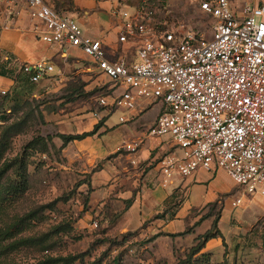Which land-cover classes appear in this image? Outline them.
<instances>
[{
	"label": "rangeland",
	"instance_id": "rangeland-1",
	"mask_svg": "<svg viewBox=\"0 0 264 264\" xmlns=\"http://www.w3.org/2000/svg\"><path fill=\"white\" fill-rule=\"evenodd\" d=\"M148 1L155 11L154 23L159 29L175 34L193 32L206 39L211 37L213 21L189 0ZM47 2L64 15L70 16L74 12L71 0ZM140 2L142 0H123L132 7ZM5 7L0 3V31L11 17ZM11 57L8 49L0 46V72H4L10 81L9 87L0 85V134L5 127L21 119L25 123L8 141L0 167L22 157L26 186L22 193L0 202V230H9L30 213L35 217L22 231L0 242V251L5 250L0 264H37L44 260H55L50 264H64V259L81 254H84L83 260L78 259L72 264H178L189 256L190 249L196 244L195 236L209 229L215 216H221L222 211L218 228L226 236L224 244L213 249L208 259L192 258V262L264 264V196L258 192L246 194V207L233 208L231 202L239 197L242 187L226 176H219L224 186L223 195L200 211L203 216L210 215V220L175 222L169 228L171 235L182 232L183 235L149 232L147 223L138 229H124L122 213L128 200L123 196L131 188L128 166L131 168L134 164L119 148L134 129L138 137L133 139H142V133L146 134L154 125L160 106L143 111L133 122L123 125L118 124L119 114L115 112L104 117V125L89 137L91 145L79 149V143L71 142L62 148L63 140L58 138L59 134L90 132L100 121L92 115L93 112L104 115L96 98L108 93L110 83L97 73L84 71L88 67L85 63L80 64L84 68V72H80L74 66L75 60L66 63L58 58L52 62L57 76L31 85L19 73L20 64H11ZM56 78L59 80L55 81ZM162 145L165 151L157 159L148 164L156 154L153 151L144 163L135 161L134 166L143 164L151 169L163 156L175 151L167 138H163ZM13 170L11 167L3 177L0 198H3L8 182L15 179ZM133 191L135 193L136 189ZM68 196L67 201H59L52 208L40 209ZM179 197L176 193L175 200L169 202L171 208H177ZM42 236L45 241L41 246L19 245L21 241Z\"/></svg>",
	"mask_w": 264,
	"mask_h": 264
},
{
	"label": "built area",
	"instance_id": "built-area-1",
	"mask_svg": "<svg viewBox=\"0 0 264 264\" xmlns=\"http://www.w3.org/2000/svg\"><path fill=\"white\" fill-rule=\"evenodd\" d=\"M213 21L209 39L193 32L175 34L154 23L148 0L137 6H116L118 43L128 44L131 56L108 58L101 40L84 34L78 22L45 0H23L33 41L78 49L90 58L99 75L110 83L96 98L103 110L97 120L118 112V124L133 122L138 114L159 105L146 136L167 138L175 151L157 163L159 184L166 188L176 178L197 171L222 170L242 187L233 208L246 207V194L264 196V5L250 0H189ZM11 17L18 0H0ZM32 84L54 72L45 60L21 65ZM119 92H115V90ZM5 95V91H1ZM143 141L120 145L135 164Z\"/></svg>",
	"mask_w": 264,
	"mask_h": 264
},
{
	"label": "crops",
	"instance_id": "crops-1",
	"mask_svg": "<svg viewBox=\"0 0 264 264\" xmlns=\"http://www.w3.org/2000/svg\"><path fill=\"white\" fill-rule=\"evenodd\" d=\"M18 1L20 4L18 8L19 12L17 17L13 20L12 28L0 31V46L4 49H8L12 56L10 58L12 61L11 64L19 63L22 65L24 63L45 60L48 64L53 66V59L57 60L60 58L66 63L75 60L74 63L76 64H74V66L76 69H79L80 72L87 71L89 73L98 74L90 58L82 54L80 50L62 49L56 45H48L33 41L31 25L34 22L29 19L26 11L23 9V0ZM45 1L47 2V0ZM250 2L264 5V0H250ZM71 3L74 12L70 13V17L78 22L85 35L93 39L101 40L108 58L117 56L120 53H126L128 56H131L129 52L130 46L128 44L118 43L119 20L113 13V9L116 6H131L123 3V0H71ZM235 3L237 5L241 4V2L237 0H235ZM57 11L60 13L62 12L60 10ZM79 14L81 16L80 18ZM82 63L87 64L88 67L84 69L83 66H80ZM53 76H57L55 68L52 74L45 76L43 79ZM57 80H59V78L55 79V81ZM9 82L10 81L6 77L0 76V85L4 84L5 87H9ZM131 133V136L124 138L122 143L138 137V132H136L135 129L132 130ZM88 139L89 137L80 141H73L72 143H79L80 146L78 148L83 149L84 145H91ZM142 141L143 144L139 150V156L136 159L138 163L146 161L151 154L150 152L156 151V154L149 159L148 164H150V161L157 159V156L165 151V147L162 145L163 137H150L142 133ZM134 165L131 168L128 166L129 170H127V172L130 174L131 181L129 184L131 188L127 189L123 196V199L131 201L130 205L124 209L122 213V220L125 222L124 229L127 230L141 228L147 223L149 232L155 231V233H157L163 231L170 234L169 228L175 222H199L203 216V213L201 214L200 211L209 204L214 203L218 196L224 193V186L219 176L228 177L225 172H217V170L213 172L197 171L189 177L181 179L176 178L170 186L164 188L159 184L161 176L158 165L151 169L147 166H143V164H139V167H135ZM134 189H136L135 193H133ZM176 193H179L180 197L177 201L179 205L174 209L171 208L169 202H171L172 199L175 200ZM222 213L219 220V227ZM207 220H210V218L204 221ZM219 230L223 238L226 237L221 228H219ZM202 234H198L195 237ZM220 245H222L220 238L211 239L206 243L201 253H211L213 249H218Z\"/></svg>",
	"mask_w": 264,
	"mask_h": 264
},
{
	"label": "trees",
	"instance_id": "trees-1",
	"mask_svg": "<svg viewBox=\"0 0 264 264\" xmlns=\"http://www.w3.org/2000/svg\"><path fill=\"white\" fill-rule=\"evenodd\" d=\"M20 71L19 73L23 74L27 81L28 77L22 72L21 70V65L19 67ZM0 76L2 77H6L4 72H0ZM30 83V82H29ZM31 85H36V84H32ZM25 123L24 119H21L20 121H17L7 127H5L3 129V131L0 134V159L2 158V156L5 154L6 150H7V144L8 141L15 136L16 134H18L22 128L23 125ZM105 120H100L94 127L93 130L90 132H84L81 134H74V135H64V134H59L58 138L63 140L62 143V148H64L67 144L73 142V141H80L83 140L87 137H91L93 135H95L99 129L104 125ZM32 142L29 144L31 145ZM14 167L13 170V175L15 176V179L13 181L8 182L6 188H5V192L3 194V198H0V202L4 201V200H8L9 198H13L16 195L22 193L25 189L26 186V169L25 166L23 164V159L22 157H16L14 158L12 161L10 162H6L5 164H3L0 167V185H2L3 183V177L5 176V174L7 173V171L11 168ZM0 197H1V193H0ZM70 198V196H68L67 198L65 197H60L56 200H54L52 203L48 204L47 206H41L40 209L44 210L47 208H52V206H54L57 202L59 201H67ZM131 201H127V205L125 207V209L130 205ZM34 213H30L26 216H24L22 219H20L16 225L12 226L9 230L3 231L0 230V242L7 240L9 238H12L15 234L19 233L20 231L23 230V228L26 226V224L28 223L29 220H31L32 218H34ZM159 217V216H156ZM210 215H206L203 216L199 222L204 221L205 219L209 218ZM220 220V216L216 215L215 218L213 219V221L211 222V227L209 230H207L205 233H203L202 235H199L195 238L196 240V244L190 249V253L189 256L185 259L182 260L181 262H179L178 264H194L192 262V258L197 259L198 257L201 259H208V255L209 253H201L202 249L205 247L206 243L211 240V239H218L220 238L222 241V245L224 244V238L218 228V223ZM198 223V222H197ZM184 233H177L175 235H171V234H166L167 236H181ZM45 236L39 237V238H34V239H27L24 241L19 242V245H26V246H41L44 243ZM5 254V250H1L0 251V258ZM84 254L81 255H76V256H71L68 257L66 259H64V264H72L73 262H75L76 260H83ZM196 257V258H195ZM55 260H44V261H40L37 264H50L51 262H54ZM195 261V260H194Z\"/></svg>",
	"mask_w": 264,
	"mask_h": 264
}]
</instances>
